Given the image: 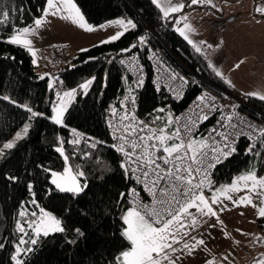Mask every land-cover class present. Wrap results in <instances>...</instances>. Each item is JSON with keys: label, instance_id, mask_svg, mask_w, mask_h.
Returning a JSON list of instances; mask_svg holds the SVG:
<instances>
[{"label": "trees", "instance_id": "trees-1", "mask_svg": "<svg viewBox=\"0 0 264 264\" xmlns=\"http://www.w3.org/2000/svg\"><path fill=\"white\" fill-rule=\"evenodd\" d=\"M76 2L94 25L124 16L134 19L138 27L114 42L75 54L63 62L64 67L60 66L63 60L53 63L52 75L62 81L65 89L95 77L86 94L77 89L65 123L60 125L48 119L52 114L51 104L57 100L55 84L49 88L47 80L40 81L43 73L37 70L25 47L7 42V35L17 26H26L43 14L46 0H0V97L9 95L20 103L27 102L34 111L46 113L29 120L30 114L25 109L0 98V147L13 138L24 123H31L28 134L0 155V244L4 245L0 247V264H15L11 259L15 245L19 236L23 235L27 241L34 235L27 221L33 218L31 213L38 215L39 207L59 217L65 231L48 236L41 234L35 245H22L33 249L22 257L25 264H106L125 246L120 233V217L129 202L121 201L119 194L128 190L131 178L120 165L123 154L112 147L117 143V135H113L109 121L120 125L124 104L132 105L131 99L121 103L123 97L129 95V87L136 97V116L154 125L163 124V121L154 120L156 116L166 118L168 111L178 114L207 91L264 126V100L239 93L217 76L208 66V59L176 32L171 19L162 18L152 0ZM195 7L197 5L188 0L185 11ZM4 11L9 12L7 22H3ZM145 32L149 33L146 47L121 51ZM132 55H136L143 65V83L139 87L136 84L140 73L130 72L121 63ZM158 67L188 79V88L180 101L173 100L165 87H157L161 83L156 72ZM160 108L164 111H158ZM217 119L218 116L207 119L201 129L204 131L214 125ZM173 126L174 123L169 125L170 128ZM73 128L85 136L77 137ZM61 137L63 144H60ZM73 139L80 143L72 144ZM58 146L65 149L74 167L78 165L86 173L87 186L79 194L56 189L51 182V173L47 169L62 171L64 167ZM233 146L236 151L215 169L218 183L230 182L232 177L253 164L257 174L264 175V147L260 142L253 145L249 137H242ZM249 147H254L253 153L248 152ZM86 152L90 155L85 156ZM257 152L259 157L255 155ZM10 176H16L18 180H11ZM29 182H34L31 189ZM33 200L38 203L34 204ZM21 211L26 215L20 216ZM18 220L25 224L24 233L16 228ZM75 228H80L83 235L77 234Z\"/></svg>", "mask_w": 264, "mask_h": 264}, {"label": "snow or ice", "instance_id": "snow-or-ice-1", "mask_svg": "<svg viewBox=\"0 0 264 264\" xmlns=\"http://www.w3.org/2000/svg\"><path fill=\"white\" fill-rule=\"evenodd\" d=\"M187 2L188 0H152V3L162 13V18L166 21L171 19L176 25V32L192 45L197 53H202L207 58L209 55L207 48L214 46L208 44L207 41H196L192 38L191 34L198 30L191 22L189 14L183 11ZM190 4H202L212 8L219 6L216 0H190ZM255 11L264 16V6L257 5ZM42 13V15L36 16L32 23L22 27L17 26L11 34L7 35V39L11 43L22 45L33 57L36 56L37 49L34 47V40L31 37L39 35V30L45 27L50 14L60 16L86 30H93L97 27L104 28L105 25H117L119 30L100 43L116 41L130 29L138 27L134 19L124 16L108 20L105 24L94 25L88 21L76 0H46V7L42 9ZM173 13L179 15L172 16ZM2 16L3 22H7L9 12L4 11ZM148 38L149 33L145 32L139 35L128 48L121 49V51L130 52L131 49L137 47H146ZM203 45H207V48L202 47ZM219 46L218 44L215 47L218 48ZM37 62V60H33V63ZM121 63L126 64L128 69L133 72L140 73L136 86H141L143 83L141 71L143 65L139 63L137 56L132 55L126 60H121ZM207 63L217 76L221 77L227 84L235 86L222 68L218 67L210 58ZM239 66L240 62L234 65L237 68ZM43 75L52 76L51 73H44ZM177 78L183 83L188 82L186 77L179 76L175 71H170L169 79L175 80ZM93 80H95L94 76L84 80L77 87L68 88L66 91H55L54 89L58 102L51 104L52 114L48 116V119L63 125L65 113L71 101L75 99L77 89H82L86 94ZM52 81H55L57 85L62 84V81L55 76H52ZM52 81L49 82V88H53ZM128 92L129 95H125L121 103L124 104L125 101L131 99L133 108L128 110V105L124 104L120 122H128L123 123V129L117 137V143L112 147L123 154L120 165L125 173L134 176L135 180L143 185V189L150 193L151 199L145 202L139 196L136 187L130 189L131 197L128 195L129 190L119 194L124 200L130 199V203L123 207L120 217V233L125 241V246L106 264H181L180 258L182 256L185 254L194 255L201 246H204L205 251H210L205 245L203 236L199 233L196 235L192 233L203 225H207L208 228L216 227L217 223L221 226L224 225L219 214L228 207L224 203L225 199L237 206L252 205L258 209V216L264 218V175L257 174L255 164L232 177L228 183H218L213 179V170L216 165L236 151L233 145L240 132L239 124L232 123L233 118L238 115L235 106L227 115V127L221 124V131L217 135H213L216 133V129L213 128L207 136H200L196 134L198 126L201 121L208 119L212 109L217 108L216 96L205 91L197 99L202 102L207 111L201 108L200 114L195 119L189 115L183 125L177 123L170 128L169 125L174 123L171 111L167 112L166 118L161 116L154 118L156 122L163 121L162 126L159 123L154 125L141 120L135 114L136 97L133 94V89L129 87ZM245 95L264 100V89L253 90L245 93ZM0 98L25 109L30 114L29 120L32 117L46 115L44 112L34 111L27 102L20 103L9 95H3ZM158 111L163 112L164 109L160 108ZM112 112H116L115 107H113ZM240 123H245L243 118H241ZM246 123L249 129H255V132L248 131L246 133L253 145L260 142V146L264 147V126L256 125L251 121ZM109 124L111 125V121ZM30 127V122L24 123L20 130L15 132V138L7 140L0 147V155H3L5 150L12 149L16 140L26 136ZM228 128H231L232 131L229 132ZM72 132L77 137L83 138L85 136L84 133L75 128L72 129ZM113 135L116 134L113 133ZM63 143L61 137L60 144ZM71 143L75 145L80 143V140L73 139ZM92 146L95 147L96 144L93 143ZM58 151L63 156L64 167L62 171L47 169L51 173L52 184L61 191L73 194L83 192L84 187L87 186L85 171L78 165L74 167L69 162V155L65 154V149L62 146H58ZM248 152L253 153L254 147H249ZM84 155L88 156L90 153L86 152ZM255 155L259 157L260 153L257 152ZM82 178H85L83 183ZM9 179L15 181L18 180V177L10 176ZM33 183L29 182L28 187L30 189L33 187ZM242 189L249 191L238 198H234L233 193H239ZM252 193L256 194L257 199L261 201L260 204L254 202ZM35 195L33 191L32 196ZM32 202L38 203L35 200ZM214 205L218 207H214ZM19 215L23 217L26 213L21 211ZM31 216L33 218L27 221V226L33 229L34 235L27 241L23 235L19 236V242L16 243L15 252L11 257L15 264H25L22 257L33 250L22 245H35L41 234L48 236L57 231H65L62 220L43 207H39L38 217L37 213H31ZM213 217H215L216 223H209ZM16 228L21 233L25 232V224L19 220L16 222ZM74 231L83 235L80 228H75ZM239 231L243 232L244 230L239 229ZM224 235L230 236L231 234L225 231ZM248 235L253 234L248 233ZM254 242L264 243V234L255 237ZM3 246L0 244V247ZM260 255L261 259L254 260L253 264H264V253ZM224 259H227V256ZM204 264H224V260L217 261L213 254L210 259L204 261Z\"/></svg>", "mask_w": 264, "mask_h": 264}, {"label": "rangeland", "instance_id": "rangeland-1", "mask_svg": "<svg viewBox=\"0 0 264 264\" xmlns=\"http://www.w3.org/2000/svg\"><path fill=\"white\" fill-rule=\"evenodd\" d=\"M216 9L221 8L217 7ZM105 22L102 24H105ZM117 30H119L117 25H105L104 28L97 27L93 30H86L69 20L50 14L45 27L39 30V35H33L31 37L34 40V47L37 49L36 56H32L33 60L35 59L38 61L34 64L37 70L42 72L44 68L43 63L48 61L49 64H52L55 56L60 57L66 54L68 58H71L75 54L87 51L94 46L111 43H100V41L106 40V37L114 34ZM7 42L11 43L8 39ZM63 62L64 61L60 62L61 67L65 66ZM260 65L264 67V58L261 59ZM261 79L263 78L261 77ZM262 89H264V87H262ZM57 102L58 99L56 100V103ZM70 106L71 104H69L68 109ZM66 114L67 112L65 116ZM24 137L25 136L22 138ZM14 138L15 136L11 139ZM22 138L16 140L15 145ZM246 191L249 190L242 189L239 193H233L234 198L244 195ZM252 195L254 202L260 204L261 201L257 199L256 194L252 193ZM224 203L227 204L228 207L219 214L220 218L224 221L223 226L218 223L217 226L213 228H208L207 225H203L192 233L193 235L199 233L203 236L205 245L210 251H205L204 246H201L195 251L194 255L185 254L182 256L180 258L181 264H204V261L210 259L213 254L217 261L224 260V264H253L254 260L261 259L260 254L264 253V243H255L254 238L260 234H264V218L258 216V209L252 205L237 206L226 199ZM214 207L218 206L214 205ZM209 223H216L215 217L211 218ZM239 229H243L244 231L241 232ZM225 231L231 235L225 236ZM248 233L253 235H248ZM237 241H239V243H237ZM225 256H227V259H224Z\"/></svg>", "mask_w": 264, "mask_h": 264}, {"label": "crops", "instance_id": "crops-1", "mask_svg": "<svg viewBox=\"0 0 264 264\" xmlns=\"http://www.w3.org/2000/svg\"><path fill=\"white\" fill-rule=\"evenodd\" d=\"M216 3L222 10L204 5L183 10L189 14L198 30L191 34L192 38L207 41L214 46H202L207 48V59L210 58L222 68L235 85L231 86L239 93L245 95L262 89L264 67L260 65V61L264 58V16L257 13L255 8L257 5L264 6V0H216ZM218 44L220 46L215 47ZM64 57L68 58L66 54ZM238 62L240 66L234 67ZM43 66L41 73L52 74L53 63L45 61Z\"/></svg>", "mask_w": 264, "mask_h": 264}, {"label": "built area", "instance_id": "built-area-1", "mask_svg": "<svg viewBox=\"0 0 264 264\" xmlns=\"http://www.w3.org/2000/svg\"><path fill=\"white\" fill-rule=\"evenodd\" d=\"M62 57L64 56H55L54 59H53V63H57L59 62L60 60H67L68 58H65L62 59ZM128 59V58H127ZM126 60V59H124ZM125 67L128 69L127 65L124 64ZM130 72H133L132 70L128 69ZM156 72H157V75L158 77H161L160 80H161V83L158 84V88H161V87H165L166 90L170 93L171 97L173 100H176V101H180L182 99V97L184 96L187 88H188V85L186 83H183L179 78L175 79V80H170L169 79V76H170V73L167 72L166 70H163L162 68H157L156 69ZM55 88H56V91H64L65 90V87H64V84H59L57 85L55 83ZM171 89V90H170ZM175 93V94H174ZM207 99V98H206ZM215 103L217 104V108L215 109H212L211 113L209 114V118H213L215 116H218V119H217V122L204 129V131L201 129L202 128V123L205 122L206 120H203L201 121V123L199 124L198 126V129H197V133L198 135H204V136H207L209 134V132H211V130L213 128L216 129V133H213V135H217L220 131H221V124H223L225 127H227L228 125V121H227V115L230 111L233 110V107L230 106V105H226L223 101L217 99L215 101ZM220 105H223V107H220ZM131 106V107H130ZM132 108V105L129 104V107H128V110H132L130 109ZM201 108H204V111H207V108L204 107V105L202 104L201 101H199L198 99L194 100L192 103H190L189 105H187L183 110H181L178 114H173V117H174V124H179V125H183L186 121H187V118L189 115H191L193 117V119H195L199 114H200V109ZM236 113L238 114L236 117L233 118L232 120V123L233 124H239V132H240V135H238L234 141V144L235 142L242 138V137H248L246 135V133L248 131H252V132H255V129H249L247 127V123L248 121H251L252 123L257 124V122H255L254 120H252L250 117H248L245 113L239 111V110H236ZM241 118H243V120L245 121V123H240V120ZM111 121V125L109 124L110 128L113 129V133H115L117 135V137L121 134V131L123 129V123H127L128 121H123V123H120V125L116 124L113 120H110ZM219 122V123H218ZM183 131V129H182ZM228 131L231 132L232 129L231 128H228ZM116 137V138H117ZM225 159L222 160V162L224 161ZM221 162V163H222ZM219 163V164H221ZM217 164L216 167L219 165ZM216 169V168H215ZM215 169L213 170V179L215 180ZM139 174V173H137ZM129 176L131 178V184L128 188V195L129 197H131V193H130V189L132 187H136L139 191V196L145 201V202H148L150 201L151 199V196H150V193L147 192V190L143 189V185L140 183V182H137L135 180V177L132 176L130 173H129ZM128 202L130 203V199L128 200Z\"/></svg>", "mask_w": 264, "mask_h": 264}, {"label": "water", "instance_id": "water-1", "mask_svg": "<svg viewBox=\"0 0 264 264\" xmlns=\"http://www.w3.org/2000/svg\"><path fill=\"white\" fill-rule=\"evenodd\" d=\"M44 80H47L48 84H49V82L52 81V76H44V75H42L41 78H40V81H44ZM52 83L54 85L55 81H52ZM227 99H228V97H227ZM126 175L128 176V174H126ZM121 201H123L122 198H121Z\"/></svg>", "mask_w": 264, "mask_h": 264}]
</instances>
